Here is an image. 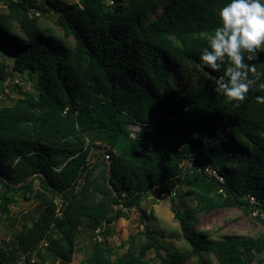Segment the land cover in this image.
Masks as SVG:
<instances>
[{"label": "trees", "instance_id": "1", "mask_svg": "<svg viewBox=\"0 0 264 264\" xmlns=\"http://www.w3.org/2000/svg\"><path fill=\"white\" fill-rule=\"evenodd\" d=\"M3 2L0 47L12 54L13 72L34 78L35 95L0 106V210L9 212L19 190L41 211L21 221L17 252L0 249V264L70 261L82 226H111L167 184L185 187L184 208L171 201L170 209L188 252L163 253L162 233L144 226L110 259L111 229H98L102 239L81 264H184L191 256L192 264H211L208 255L216 264H259L264 236L214 238L193 229L201 211H264V104L256 100L264 79L233 107L215 90L219 73L200 67L227 0H42L40 12L36 0ZM43 12L62 37L41 24ZM252 63L264 72V53ZM5 68L0 61V80ZM171 70L189 71L197 84L178 85ZM130 125L138 127L134 137Z\"/></svg>", "mask_w": 264, "mask_h": 264}, {"label": "rangeland", "instance_id": "2", "mask_svg": "<svg viewBox=\"0 0 264 264\" xmlns=\"http://www.w3.org/2000/svg\"><path fill=\"white\" fill-rule=\"evenodd\" d=\"M41 1L36 0L35 2L39 8V12L44 11L45 8L47 9L46 5H43ZM64 1L66 3L77 2V0ZM0 10H5L3 0H0ZM43 14L40 18L41 24L50 28L57 36L62 37L61 29L53 23L54 16L50 12H43ZM63 41L66 47L73 46L71 38H64ZM12 60V54L5 52L0 47V61H3L6 65V78L0 80V106L12 105L24 95H35L33 89L34 78L26 73L20 74L13 72ZM171 73L175 82L184 88H191L197 84L195 76L193 74L191 75L189 71L183 70L179 73L176 70H171ZM100 148L104 150L103 147ZM94 149L90 152V160H92ZM33 185L36 187V181L33 182ZM181 189H185V187L179 185L174 188L171 184H167L164 189L147 192L138 208H132L127 212V218L120 217L111 226L104 224L94 231H91L86 226H82L76 240V250L72 254L70 261L66 262L59 257H45L46 261L49 264H81L88 255L93 242H100L102 239L100 233H98V229L100 231H106L107 228L111 229V232L106 236L105 240L106 246L110 251L108 253L110 259H114L116 254H121L126 249V240L129 234L142 230L144 226H148L162 233L159 240L165 247L163 253L174 248L188 252L190 246L183 238L180 223L174 218L173 212L170 209L171 201L178 209L182 210L184 208L178 196ZM3 191L2 188L0 193ZM13 199H15L16 203L9 202L7 204L8 213L1 212L0 210V249L3 256L8 255L9 252H17L15 251L13 234L19 230L21 221L29 216L35 219L41 211V205L37 201L32 198L29 200L24 199L20 195L19 190L13 194ZM186 202L188 205L194 204L190 198ZM142 212H145V214L143 215ZM193 229L194 231H208L214 238L223 235L235 237L264 236V212L254 211L248 214L242 207L237 205L201 211L197 214V221L193 224ZM43 246L44 243L40 250L44 256H47ZM153 254V250H150L147 253V257L151 258ZM205 257L211 261V264H216L213 256L208 255ZM257 258L259 259V264H264V249L257 255ZM194 260V256H191L189 259H186L184 264H192ZM252 264H256V261H253Z\"/></svg>", "mask_w": 264, "mask_h": 264}, {"label": "clouds", "instance_id": "3", "mask_svg": "<svg viewBox=\"0 0 264 264\" xmlns=\"http://www.w3.org/2000/svg\"><path fill=\"white\" fill-rule=\"evenodd\" d=\"M217 26L201 51L200 67L219 73L216 91L233 107L264 79L255 64L264 53V0H227L217 11ZM256 100L264 104V96Z\"/></svg>", "mask_w": 264, "mask_h": 264}, {"label": "built area", "instance_id": "4", "mask_svg": "<svg viewBox=\"0 0 264 264\" xmlns=\"http://www.w3.org/2000/svg\"><path fill=\"white\" fill-rule=\"evenodd\" d=\"M130 129H131L130 136L134 137L135 136V132L138 130V127L136 125H130ZM104 157H105V159H108V157H109L108 153H105ZM205 171L207 173H209V174H213V175L219 177L217 175L216 171H214L213 169H211L209 167H205ZM250 199H251V201H253V197H251ZM262 212H264V211H262ZM14 264H23V262L18 261V262L14 263Z\"/></svg>", "mask_w": 264, "mask_h": 264}]
</instances>
